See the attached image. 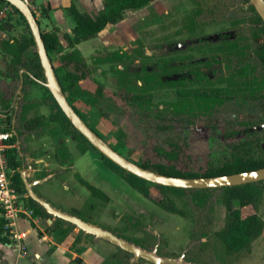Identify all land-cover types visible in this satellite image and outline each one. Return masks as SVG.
Segmentation results:
<instances>
[{
    "label": "rangeland",
    "instance_id": "1",
    "mask_svg": "<svg viewBox=\"0 0 264 264\" xmlns=\"http://www.w3.org/2000/svg\"><path fill=\"white\" fill-rule=\"evenodd\" d=\"M248 4L245 0H154L141 10L126 12L118 26L107 28L95 45L86 50L89 74L85 85L90 87L86 90L90 95L75 99L74 104L80 114L106 142L139 165L161 160L155 146L166 145L168 135L178 137L181 147L178 165L197 173L208 162L219 163L228 157L234 144L246 138L255 143L256 139H261L264 128V72L256 67L254 59L248 67L244 65L233 70H227L222 62L227 35H240V40L249 36L245 30L252 15L247 9ZM36 5L35 14L40 25L48 4L36 0ZM12 22L8 29L0 26L2 102L8 101L20 85V78L10 75L12 56L6 42L13 43L30 34L22 18L14 17ZM240 27L244 28L242 35ZM257 41L264 43V35ZM32 48L25 52V57H29ZM68 50L61 46V52ZM116 51L127 53L123 61L113 56ZM246 51L250 52L251 48ZM48 54L61 75L67 71L61 66L58 51ZM148 71L156 77L145 82L142 78ZM22 76L19 122L31 117L26 116L27 108L32 109L31 115L44 112L42 115L46 117L52 104L48 91L25 73ZM177 79L182 81L174 83ZM40 80L44 81V76H40ZM99 86L102 95L96 92ZM213 87H233L235 94L222 100L207 114L194 109L193 114L184 113L176 118L157 111L178 99L177 88L207 90ZM131 92H141L145 96L151 93L152 97L150 102L145 101L143 107H139L123 98ZM44 124L37 133H50L54 138H62L71 150V157L65 161L68 175H71L69 166L82 151L59 122H51L47 118ZM168 124H171V129L160 126ZM247 132L250 133L248 136ZM260 144L264 147L263 139ZM93 158L94 167H87L85 160H79V166L93 174L86 181L98 187L106 198L91 194L78 182V174H74L68 185L74 190L82 189V192L78 191L81 192V215L148 248L159 242L160 252L178 254L190 249L193 253L203 249L209 253L210 261L219 260L224 248L215 234L223 214L220 194L214 198V203L207 200L201 208L193 202L190 194L168 190L166 195L185 211L184 215L171 213L157 204L163 194L153 184H149L150 196L146 197L108 168L96 151H93ZM149 169L155 170L151 166ZM66 228L72 230L73 238L77 235L75 248L70 247L80 255L76 256V263L81 262L85 251L97 247L101 252H105L103 248L110 249L111 262L129 263V254L124 250L77 227L64 224L56 229L57 236L60 237ZM202 233L208 239L207 245L198 243ZM252 249L259 253L261 264H264V238Z\"/></svg>",
    "mask_w": 264,
    "mask_h": 264
},
{
    "label": "trees",
    "instance_id": "2",
    "mask_svg": "<svg viewBox=\"0 0 264 264\" xmlns=\"http://www.w3.org/2000/svg\"><path fill=\"white\" fill-rule=\"evenodd\" d=\"M153 1L154 0H104L101 11L95 16L79 11L74 3H71L68 7H66V12L74 22V27L72 28L71 35H64L68 42L67 46L71 49L66 52H62L59 56V60L61 66L67 68V71L63 72L61 75L58 67L54 66V70L67 100L85 122V118L80 114L78 108L74 104V101L77 98H83V95H90L89 91L82 89L78 84L80 79L89 74L88 65L85 58L81 55L75 45L80 41L96 36L108 24H115L122 20L128 10L141 9ZM245 1L249 2V0ZM247 9L252 13L250 19L248 20L247 27H245L249 36L248 38L240 40V35H236L234 37L227 35V42L225 46L226 50L223 52L222 62L227 70H233L244 65L245 68L248 67L249 62L254 59L256 67H260V69L264 72V43H259L257 41L258 38L264 35V23L250 3L248 4ZM19 17L25 22L21 14ZM12 24V21H8V23H2L0 26L4 29H8L12 26ZM26 26L28 27L27 24ZM40 30L47 51H58L60 53L61 42L56 31L45 30L41 27ZM239 30L242 35L244 28L240 27ZM29 33L28 37H23L13 43L6 42V47L12 56L9 67L10 75L12 77L15 76L20 78V70L25 69L26 71L23 73L30 77L32 81L39 83L35 80V78L40 79V76H44V73L30 30ZM248 39H251L252 41L248 42ZM31 47L33 48L30 51L29 57H25V52L31 49ZM247 48H251V51L247 52ZM113 56L117 60L123 61V58L127 56V53L116 51L113 53ZM208 66H211V64L209 63ZM68 67L72 69H69ZM147 73L148 74L142 78L145 82H148L156 77V75L150 73L149 71ZM29 74H32V76ZM180 81H182V79H177L173 82L176 83ZM42 86L48 91V97L52 102L50 106L51 113L47 117L48 120L59 122L60 125L68 131L69 135L75 139L80 150L85 151L88 148L95 150L108 168L119 174L132 188L136 189L142 195L149 197V184H153L163 194V197L157 201V204L164 210L181 215L185 214V211L179 208L175 201L166 195L168 190L190 194L193 202L201 208L207 200H213L214 203V198L220 194V203L225 209V219L224 226L220 230L215 231V234L224 245V249L227 254L232 255L242 250H250L252 242L262 234L263 220L258 214V205L264 189V181L226 186L222 188L202 189L174 188L150 183L130 172L125 171L104 155L100 154L99 151H97L84 138V136L74 128L69 119L59 108L49 90L44 85ZM96 92L102 95V89L100 86L97 87ZM233 92V87H213L207 90L177 88L176 96L178 99L176 101L168 102L164 108H158L157 111L171 114L176 118L184 113L193 114L194 109H199L204 114H207V111L214 109L217 104L221 103L222 100L228 99L232 96V94H235V92ZM151 97V93H148L145 96L144 93L141 92H131L123 95L125 100L139 107H143V103L145 101L150 102ZM87 103H90V101ZM40 121V117H35L28 120L27 125L31 126ZM89 126L94 130L91 125ZM160 126L163 129H171V124ZM249 134V132L246 133L247 136ZM255 134H258V131H256ZM261 139L264 140V128L262 130ZM261 139L259 137L256 139L255 143H253L251 140L246 138L242 142L234 144L228 157L219 163H213L211 161L208 162L206 167L200 173H197L184 169L178 165L179 154L181 151V147L178 143V137L168 135L165 140L166 145L155 146V151L161 160L151 164H141V166L146 168L151 166L159 173L177 177H210L258 169L264 167V147L260 144ZM109 144L117 150L116 146L111 143ZM63 149H65L64 144L61 145L59 150L62 151ZM8 161L10 167L15 170V172L11 175L13 185L19 192H25L20 171L18 170L22 163L16 160L13 156L10 157ZM81 183L84 184L92 194L106 198V195L98 187L83 179H81ZM27 199L29 201V208L32 209L34 214L42 213L48 215L39 203L34 201L29 196H27ZM246 205H252L255 211L250 214L243 215L241 208ZM64 224L72 225L63 219L57 218L52 229L54 230ZM68 230L69 228H66L63 231V235H65ZM3 232L4 220L0 218V240L2 242L9 241V237L3 235ZM117 235L123 237L119 234ZM201 238H205V240L201 241ZM198 240L199 242H202V244L207 245L208 239L203 233L200 234ZM77 241L78 240L76 238L71 244L72 248H75ZM132 242L137 244L135 241Z\"/></svg>",
    "mask_w": 264,
    "mask_h": 264
},
{
    "label": "crops",
    "instance_id": "3",
    "mask_svg": "<svg viewBox=\"0 0 264 264\" xmlns=\"http://www.w3.org/2000/svg\"><path fill=\"white\" fill-rule=\"evenodd\" d=\"M103 2L104 0H43V3L48 4V9L44 13L43 17L40 18V27L45 30L56 31L61 42V46L71 49L67 46L68 42L64 35L72 34L74 22L67 14L66 7H68L71 3H74L79 11L86 12L91 16H95L101 11ZM129 11L131 10H128L127 12ZM123 20L118 21L115 24H108L96 36L80 41L75 45V47H77V49L81 51V55L85 58L87 56L86 50H88L92 45H95V42H97L100 35L105 32L107 28L111 26H118V24ZM61 53L62 52H60V54ZM87 79L88 75L78 81V84L82 89H90V87H87V85H85ZM14 95L15 93L6 102H2L0 100V103L6 109H11V105L14 101ZM18 98V101L15 102L16 109H13L16 120V135L13 140L15 141L16 146L10 149V157L13 156L16 160L22 163L18 170L20 171V173L22 170L27 171L29 173V181L38 179L42 180V182L36 183L33 186V189L41 198L49 202L54 208L69 214L77 215L79 217L83 216L81 218L88 221L89 223L100 225L97 222H94L93 220H90L84 215L80 214L82 213L81 205L79 204L82 189L79 188L74 190L73 188H69L68 185L69 180H72L74 174H78L77 180L79 183H81V179L89 180L90 177H93V174L87 173L79 166V160H85L87 167H94L95 162L93 158V151L95 150L90 148L86 149L85 151L81 150L82 152L79 153V155L73 160V164L69 166V168L71 169V175H68V170H66L68 167L66 166L65 161L67 158L71 157V150L68 149L66 141L62 138H54L50 133H37L38 129L45 125L44 122H46L47 117L51 112L46 117H44L45 115H42L45 114L44 112H38L36 115H31L32 109L27 108L26 116L30 115L31 117L26 118L23 122H19L20 114L22 112V95L19 94ZM35 117H40L41 121L36 122L31 126L27 125V121ZM70 137L74 139L72 136ZM62 144H64L65 149L60 151L59 148ZM75 146L79 148L76 141ZM12 170L13 174L15 170ZM79 190L81 192H78ZM27 196L28 194L26 190L25 192H20V201L26 212L21 213L15 221L16 231L21 236L19 241L22 245V249H18L13 239L10 237L9 241L7 242H2L0 240V264H117V261L115 260V262L110 261L112 253L109 248H103L105 249V252H101L98 247L89 251H85L84 256L81 257V262L76 263V256L80 255L78 251H72L70 247L74 240L77 238V235H75V238H73V232L71 233L72 230L69 228L68 232L65 235L62 234L60 237H58V231L56 230L58 228H55L54 230L52 229L57 218H54L46 210L45 211L48 213V215L42 213L34 214L32 209L29 208V201L27 199ZM220 205L223 208V214L220 218L221 225L216 231L220 230L224 226L225 209L221 203ZM254 211L255 209L252 205H246L241 208V212L243 215L250 214ZM258 214L263 220V232L252 242L251 249L242 250L229 255L225 252V249L222 248L221 256L219 255L218 257L219 260L211 261L212 263L261 264L259 253H257L255 249H252V246L257 244L264 238V189L262 191L258 205ZM0 218H2L1 215ZM69 226L74 227V225ZM103 241L109 242L106 240ZM140 246H142L143 248L147 247V245L144 244ZM128 264L151 263L142 260L132 262L130 259Z\"/></svg>",
    "mask_w": 264,
    "mask_h": 264
},
{
    "label": "water",
    "instance_id": "4",
    "mask_svg": "<svg viewBox=\"0 0 264 264\" xmlns=\"http://www.w3.org/2000/svg\"><path fill=\"white\" fill-rule=\"evenodd\" d=\"M10 2L18 12L23 16L26 24L31 32L36 52L44 73L45 80L35 78L37 82L44 85L52 97L58 104L59 108L69 119L74 128L84 136V138L97 150L100 154L111 160L113 163L121 167L127 172H130L150 183L163 185L174 188L184 189H202V188H222L226 186L242 185L252 182L264 181V167L237 172L227 175H218L210 177H177L159 173L143 167L132 160L125 157L119 151L115 150L108 142H106L96 131H94L73 109L72 105L66 98L65 93L59 83L58 77L54 70V65L49 57L48 51L45 48L39 22L35 13L21 0H6ZM249 3L254 7L257 14L264 23V0H249ZM25 69L20 70V85L14 95V100L18 97L23 84L22 73ZM32 76V74H29ZM21 178L25 190L30 198L39 203L50 215L54 218L63 219L86 234H91L95 238H100L118 246L119 248L131 253L133 257L131 261L139 258L145 259L152 264H205L194 263L184 260V255L181 254L178 258L160 256L156 253V249H144L123 237L118 236L113 231L106 229L100 225L89 223L81 217L69 214L59 209L54 208L49 202L41 198L33 189L36 183L42 182L41 179L29 181V173L22 170Z\"/></svg>",
    "mask_w": 264,
    "mask_h": 264
},
{
    "label": "built area",
    "instance_id": "5",
    "mask_svg": "<svg viewBox=\"0 0 264 264\" xmlns=\"http://www.w3.org/2000/svg\"><path fill=\"white\" fill-rule=\"evenodd\" d=\"M21 1L34 13L37 12L36 0ZM18 13V10L10 2L0 0V23L13 21L14 17L19 16ZM17 98L13 101L11 109H6L0 103V215L4 220L3 234L12 238L17 248L21 250L22 245L19 241L21 236L16 231L15 221L26 210L21 204L20 192L12 183L11 175L13 170L8 161L10 149L16 146L13 140L16 135V120L13 111L16 109L15 102Z\"/></svg>",
    "mask_w": 264,
    "mask_h": 264
},
{
    "label": "flooded vegetation",
    "instance_id": "6",
    "mask_svg": "<svg viewBox=\"0 0 264 264\" xmlns=\"http://www.w3.org/2000/svg\"><path fill=\"white\" fill-rule=\"evenodd\" d=\"M125 239V238H124ZM127 240V239H126ZM201 241H204L205 240V238H201L200 239ZM129 241V240H128ZM130 242H132V241H130ZM132 243H134V242H132ZM159 243V242H158ZM158 243H156V245L155 246H153V247H150V248H148V247H145L144 249H147V250H152V249H156V253L158 254V255H160V256H167V257H175V258H178L181 254H183L184 255V260L185 261H189V262H194V263H205V264H214V263H212L211 261H210V258H209V253H206L207 251L206 250H204L203 251V249H197V250H195L193 253H191V250L190 249H184V250H182V251H180L178 254H172V253H164V252H160V250L158 249V247H157V245H158ZM198 243H199V240H198ZM134 244H136V243H134ZM136 245H138V246H140V245H142V244H140V243H137ZM140 247H142V246H140ZM191 246H189V248H190ZM143 248V247H142ZM125 251V250H124ZM127 254H129V257H128V259H129V261H130V259L133 257V255L131 254V253H129V252H127V251H125ZM139 260H142V261H147V260H145V259H142V258H139L138 260H135V261H139ZM134 262V261H133ZM147 262H149V261H147ZM149 263H151V262H149ZM152 264V263H151Z\"/></svg>",
    "mask_w": 264,
    "mask_h": 264
}]
</instances>
